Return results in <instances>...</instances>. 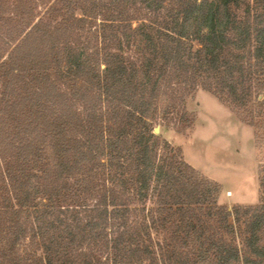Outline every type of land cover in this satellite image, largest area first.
I'll list each match as a JSON object with an SVG mask.
<instances>
[{
  "label": "trees",
  "instance_id": "16d2710c",
  "mask_svg": "<svg viewBox=\"0 0 264 264\" xmlns=\"http://www.w3.org/2000/svg\"><path fill=\"white\" fill-rule=\"evenodd\" d=\"M206 91L264 146V0H0V264H264L255 206L155 134Z\"/></svg>",
  "mask_w": 264,
  "mask_h": 264
},
{
  "label": "rangeland",
  "instance_id": "374dc122",
  "mask_svg": "<svg viewBox=\"0 0 264 264\" xmlns=\"http://www.w3.org/2000/svg\"><path fill=\"white\" fill-rule=\"evenodd\" d=\"M187 107L195 116L192 128L179 133L173 126H161L157 135L180 148L191 166L220 185V205L229 210L258 205L264 146H258L255 130L209 92H197Z\"/></svg>",
  "mask_w": 264,
  "mask_h": 264
},
{
  "label": "water",
  "instance_id": "95a60500",
  "mask_svg": "<svg viewBox=\"0 0 264 264\" xmlns=\"http://www.w3.org/2000/svg\"><path fill=\"white\" fill-rule=\"evenodd\" d=\"M160 133V126H158L156 129H155V134H159Z\"/></svg>",
  "mask_w": 264,
  "mask_h": 264
}]
</instances>
